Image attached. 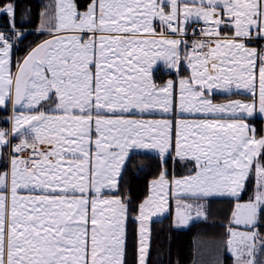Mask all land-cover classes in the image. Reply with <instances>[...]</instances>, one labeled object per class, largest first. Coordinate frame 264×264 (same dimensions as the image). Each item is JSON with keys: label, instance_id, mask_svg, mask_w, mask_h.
Here are the masks:
<instances>
[{"label": "snow or ice", "instance_id": "obj_1", "mask_svg": "<svg viewBox=\"0 0 264 264\" xmlns=\"http://www.w3.org/2000/svg\"><path fill=\"white\" fill-rule=\"evenodd\" d=\"M48 7L54 11L39 31L50 38L16 62L13 42L25 34L14 7L2 9L11 33L0 32V108L12 115L11 128L0 129V149H11L0 161V264H125L131 201L119 188L135 150L157 152L162 167L134 218L139 264H146L148 221L167 213L170 199L183 226L206 220L200 202L217 197L234 201L230 223L245 229L228 228L234 264H264V138L246 123L264 116V0ZM189 32L202 37L194 35L190 53ZM182 59L191 76L174 95L172 80L153 81V66L163 61L178 71ZM233 89L247 90L252 102L215 104L209 95ZM156 112L167 118H145ZM173 154L191 168L169 180L164 165ZM246 184L253 195L243 200Z\"/></svg>", "mask_w": 264, "mask_h": 264}, {"label": "trees", "instance_id": "obj_2", "mask_svg": "<svg viewBox=\"0 0 264 264\" xmlns=\"http://www.w3.org/2000/svg\"><path fill=\"white\" fill-rule=\"evenodd\" d=\"M89 2L90 0H76L80 10L84 9ZM8 4H11L15 9L16 29L21 32L28 30L20 40H25L27 37L33 36V32L31 31L38 26L41 10L38 1L0 0V10ZM0 28H9L8 17L3 12L0 14ZM24 49L16 46L14 52L15 54L17 52L21 53ZM164 75L158 70L155 74V80L158 83L162 82ZM165 76L172 78L173 74ZM211 98L214 102H224L236 98L247 100L252 97L240 93H212ZM7 116L8 110L0 109V129H5L9 126ZM249 121L255 128L256 136H260L263 132L262 118H249ZM135 153L131 159L127 174L122 175L119 188V197L122 200L131 201L126 225L125 264H137L136 219L134 218L136 217L138 205L147 195L149 182L156 179L162 171L159 155L146 152ZM164 168L167 169L168 176L183 177L189 174L191 166L187 161L172 160L169 158ZM245 188L246 192L243 194V200H247L252 195L250 185L246 184ZM106 194L116 196V192H108ZM206 202L208 206L204 210L207 219L192 222L185 228L174 227L171 214L163 216L162 218L153 219L150 222V240L146 264H199L201 263L199 262V256L202 253L200 249L202 243H208L207 241L213 240L214 244L224 246L225 239L228 235V227H235L230 224L234 201L230 198H213ZM259 231L264 234V229H259ZM222 253V264H232L229 254L225 251H222ZM213 255L214 253L212 252L211 255L210 252V258Z\"/></svg>", "mask_w": 264, "mask_h": 264}, {"label": "rangeland", "instance_id": "obj_3", "mask_svg": "<svg viewBox=\"0 0 264 264\" xmlns=\"http://www.w3.org/2000/svg\"><path fill=\"white\" fill-rule=\"evenodd\" d=\"M38 1V3L40 4V7H41V10H40V15H39V22H38V31L41 27V22L42 20L44 19L45 15L49 14L51 11H54V8L50 9L48 6L49 5H53L54 3V0H36ZM7 6V5H6ZM85 9V8H84ZM84 9H81V10H84ZM1 12H3V10H0V14ZM8 17V16H7ZM8 20H9V17H8ZM37 28L34 29L33 31V36H29L27 37L25 40H20V39H17L15 40L14 42L13 41H10V42H13V60L14 62L16 61H21L23 60V58L31 51L32 48L36 47L39 43L43 42L45 39H49V35L47 33H42V32H36L37 31ZM18 30V29H17ZM19 31V30H18ZM0 32L4 33L5 35H9V32H11V29L10 28H0ZM21 32V31H20ZM28 30H23L22 33H27ZM22 38V37H21ZM199 40V39H198ZM41 41V42H40ZM38 42V43H37ZM188 42V49L191 51V44L189 41ZM16 46H19V47H22V48H25L23 52L19 53L17 52V54H15V47ZM190 51H188L190 53ZM184 52V51H183ZM182 57L184 54H181ZM182 62V65H184L187 69V74L186 75H180V77H182V79H188L190 76H191V68L189 67L188 65V62L187 60H181ZM166 66V64L163 62V61H158L154 66H153V70H156V68H158V66L160 67H163V66ZM164 66V67H165ZM15 70V69H13ZM165 70H169L171 72H174V71H177L175 69H169L168 67H165ZM185 70L181 71V74L184 72ZM176 75H177V72H176ZM170 80L173 81V79L171 78ZM173 81V86H174V95L176 93H178V90H179V81L176 82ZM211 95V94H210ZM0 109H3V110H11V114H12V109L10 106H7L6 108H0ZM17 111H21V109H17ZM10 122V121H9ZM11 127V126H10ZM10 127H7L5 128V130L7 129H10ZM142 151H148V150H142ZM136 152V151H135ZM140 152V150L138 151ZM155 153V152H154ZM156 154H158L156 152ZM159 155V154H158ZM158 178V177H157ZM156 178V179H157ZM156 179H153V180H156ZM151 180L149 182V189H148V192H147V198L149 197V195H151V185H152V181ZM108 191V190H106ZM252 194H253V190H252ZM110 195V194H109ZM114 197V196H113ZM106 198H112L111 195L106 197ZM121 198V197H119ZM146 198V199H147ZM122 199V198H121ZM144 199V200H146ZM142 203V202H141ZM140 203V204H141ZM139 204V205H140ZM138 205V206H139ZM172 209V221H173V225L177 228H185L186 226H188L189 224H191L192 222H195V221H198V220H193V221H190L188 224L186 225H183V226H177L176 224V220H175V204H171L170 202V206H169V209ZM169 214V211L167 213H162L160 215H157V216H153L151 218V220L148 221V229H149V238H148V247H149V240H150V222L153 220V219H157V218H162L163 216L165 215H168ZM138 216V209H137V213H136V217ZM126 225H127V221H126ZM229 228V227H228ZM237 231H244L245 229L242 227H237L236 229ZM135 235H136V247H137V264H139V261H138V257H139V252H138V249H139V240H140V235H139V222L138 220H136V225H135ZM229 239V238H228ZM227 243V242H225ZM224 243V246H222L221 244H208L207 248H202L200 246V249H203V252L206 251V253H208V255L210 256V252H211V255H212V252L214 253V263H213V258H212V263L211 264H222V261H221V257L223 256V253L222 251H225L227 252V244ZM229 253V252H228ZM203 255V253H201V256ZM233 258V257H232ZM233 262L234 264V259L233 261H231V263Z\"/></svg>", "mask_w": 264, "mask_h": 264}, {"label": "crops", "instance_id": "obj_4", "mask_svg": "<svg viewBox=\"0 0 264 264\" xmlns=\"http://www.w3.org/2000/svg\"><path fill=\"white\" fill-rule=\"evenodd\" d=\"M159 30V29H158ZM36 32H40V31H38V28H37V31ZM187 36V35H186ZM186 36H185V39L187 40V41H189L187 38H186ZM198 40V39H197ZM41 42V41H40ZM38 43V42H37ZM258 45L259 44H257V43H254V44H250V45H248L249 47H256L257 49H259L258 48ZM182 47V53L181 54H184V52H183V49H184V45H182L181 46ZM188 51H190L189 49H188ZM183 60V59H182ZM165 66V65H164ZM160 67V66H158V68H156V70H153V74H152V78H153V81L156 83V85L158 86V87H163V86H165L166 85V83H167V81H169L171 78H169V76H165V75H168V74H173V77H172V79H173V81L176 83V82H178L180 79H182V77H180V75H186L187 74V68L184 66V65H182V62H181V64H180V68H179V70L178 71H174V72H171V71H169V70H165V67H167V66H165V67ZM182 69L183 70H185L182 74H181V71H182ZM160 71V72H162L163 74H165L163 77H164V79L162 80V82H157L156 80H155V74H156V72L157 71ZM176 72H177V75H176ZM174 83V84H175ZM212 93H217V94H230V93H240V94H246V95H249V96H251L252 97V94H250L247 90H245V89H233L231 92H223L222 90H214L213 92H211V93H209V95L210 94H212ZM210 97H211V95H210ZM212 99V98H211ZM256 100H257V102H258V95H257V97L255 98ZM234 100H240V101H242V102H245V103H249V102H252V100H253V97L251 98V99H247V100H245V99H240V98H236V99H232V100H228V101H224V102H214L213 101V103H215V104H224V103H229L230 101H234ZM12 114H11V110H8V116H7V119L11 116ZM167 115L168 114H163V113H161V112H156V113H153V114H151L150 116H146L145 118H150V119H164V118H167ZM255 117H259V118H262V120H263V132H262V134L260 135V136H256V132H255V136H256V138L257 139H259V138H264V116H261V115H259V114H257ZM136 118H140V117H136ZM189 118H191V117H189ZM200 118H204V116H203V114H201V116H200ZM207 118H209V119H212V118H215L214 116H208ZM226 118V117H225ZM10 120L8 119V122H9ZM246 123H248L250 126H252L253 128H254V126H253V124L249 121V119H247L246 120ZM9 126L8 127H10L11 126V122H9V124H8ZM11 128V127H10ZM255 129V128H254ZM8 130V129H7ZM14 141H16V142H18L19 143V140L18 139H14ZM136 152H138L139 150H135ZM140 152H146V153H153V154H156V152L154 153V151H142V150H140ZM11 153H10V151H9V149L8 148H5V149H0V161H4V160H7V158H8V156L10 155ZM158 155V154H157ZM171 159L172 160H176V159H178V158H176L175 157V155L173 154L172 155V157H171ZM179 160V159H178ZM173 177H175V178H177V179H179V178H182V177H176V176H173V175H171V176H168V179L169 180H171ZM148 189H149V187H148ZM106 193H108V191H106L105 190V194ZM110 193H112V192H110ZM111 195V194H110ZM109 194H106V197H108V196H110ZM253 195V194H252ZM251 195V196H252ZM147 196L148 195H146V197L144 198V199H146L147 198ZM111 197H113V195H111ZM217 198H228V197H217ZM144 199L142 200V202L144 201ZM213 199V198H212ZM216 199V198H215ZM231 199V198H230ZM207 200H205V201H201L200 203H203L204 205H205V207H204V209L206 208V206H208V203L206 202ZM170 202H171V204H173L174 203V201H172L171 199H170ZM189 202H191V201H189ZM203 209V211H204V213H206L205 212V210ZM233 210H234V206H233ZM233 210H232V212H233ZM169 214H171V216H172V209L170 208L169 209ZM206 215V214H205ZM166 216V215H165ZM173 219V218H172ZM230 221H231V217H230ZM172 224H173V221H172ZM231 224V223H230ZM174 226V225H173ZM235 226V225H234ZM175 227V226H174ZM187 227V226H186ZM237 227H240V228H242V226H235V227H233L235 230L237 229ZM177 228V227H176ZM228 238H229V233H228V235H227V237H226V239H225V242H227V240H228ZM208 243H202V248H204L205 246H206V248H207V246H208V244H212V246H213V244H214V241L213 240H210V241H207ZM204 244H206V245H204ZM225 244H227V243H225ZM205 249V248H204ZM202 250V253H203V255L201 256H199L200 257V261L199 262H201V263H204V264H211L212 263V258H213V263H214V255H213V257L212 258H210V256H208V253H206V251H204L203 252V249H201ZM229 252V248H228V245H227V253ZM229 254V253H228ZM229 256L231 257V261H233V258H232V256L229 254ZM221 261H222V257H221ZM201 263H199V264H201ZM232 264H233V262H232Z\"/></svg>", "mask_w": 264, "mask_h": 264}, {"label": "built area", "instance_id": "obj_5", "mask_svg": "<svg viewBox=\"0 0 264 264\" xmlns=\"http://www.w3.org/2000/svg\"><path fill=\"white\" fill-rule=\"evenodd\" d=\"M199 27H202L203 26V23L201 22L200 23V25H198ZM194 27H197V25H194ZM194 35H195V39H202V37H200L198 34H193L192 32H189L188 34H187V36H186V38L189 40V42H190V44L193 42V38H194ZM262 45H258V48H260ZM259 50V49H258ZM13 144H15V143H18V142H16V141H14V139L11 141ZM9 149V151H10V153H11V149L10 148H8ZM25 156H27L28 155V153H25L24 154Z\"/></svg>", "mask_w": 264, "mask_h": 264}]
</instances>
